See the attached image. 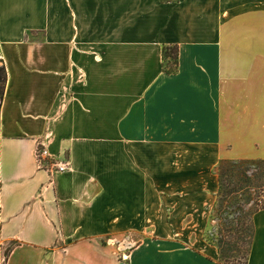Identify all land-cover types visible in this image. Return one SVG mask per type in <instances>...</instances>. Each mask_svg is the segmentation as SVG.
Here are the masks:
<instances>
[{"label":"crops","instance_id":"obj_1","mask_svg":"<svg viewBox=\"0 0 264 264\" xmlns=\"http://www.w3.org/2000/svg\"><path fill=\"white\" fill-rule=\"evenodd\" d=\"M0 64V264H217L188 229L222 160L263 159L264 0H0ZM128 232L152 237L124 261L102 239Z\"/></svg>","mask_w":264,"mask_h":264},{"label":"trees","instance_id":"obj_2","mask_svg":"<svg viewBox=\"0 0 264 264\" xmlns=\"http://www.w3.org/2000/svg\"><path fill=\"white\" fill-rule=\"evenodd\" d=\"M163 58L164 71L169 74L177 73L179 70V47L177 45L165 46ZM2 66L3 75H0V81L4 83L3 99L7 72L5 66ZM217 175L220 182L217 206L219 212H217L218 220L223 222L224 233L211 238V242L219 247L220 256L227 257L228 251L233 254L234 258L243 254L245 264H247L255 234L254 215L260 210H264V200H262V196H264V159H225L220 162ZM253 190L263 192V195L257 192V207L248 216L239 217L238 215L237 217L236 215L243 208V204L249 202L250 193ZM224 209L226 216L221 213Z\"/></svg>","mask_w":264,"mask_h":264},{"label":"rangeland","instance_id":"obj_3","mask_svg":"<svg viewBox=\"0 0 264 264\" xmlns=\"http://www.w3.org/2000/svg\"><path fill=\"white\" fill-rule=\"evenodd\" d=\"M166 65H167V63H166ZM2 68H3V66H2V64H0V75H3ZM3 86H4L3 81H0V104H1V100H2ZM258 155L264 159V141H258ZM234 159L237 160L238 158H234ZM230 160H233V159H230ZM219 165H220V163L214 169L216 174L218 172ZM257 192H260V194L263 195L262 191H257ZM257 192L254 190L251 191L249 202L247 201L245 204H243V208L240 209L239 213L236 215L237 217H238V215H239V217L248 216L257 207V205H256V201L258 198ZM262 200H264V196H262ZM218 202L219 201H218V197H217L215 206L213 207L212 211L210 212V217L204 226L197 227V228L193 227V228H189L188 230L191 231L190 235H192L193 237H196V235H197L199 241H203L207 244L216 246L219 250V247L214 242H211V238L217 237L218 234L224 233L223 228H222L223 222L218 220V212H219L218 207H217ZM221 213H222V215L226 216L225 215V209H224V211H221ZM231 219H233L232 216H231ZM149 230H153V229H149ZM148 232L139 233V234H134L131 232L125 233L123 236L118 238L120 241H125L123 239L127 238L128 241L124 242V243H120L119 240L116 241L115 237L112 238V240H111L110 236L103 237L102 241H106V242L112 241L113 243L115 242L113 245L120 252L121 260L127 261L129 259L128 258L129 254L131 253V251L134 248L139 246V244H142V242H146L148 239L151 240L150 238L152 237V234L150 235V233H148ZM166 246H167V243H164V245L162 247H166ZM126 253H127V256H126ZM230 253L228 251L227 257L226 256L222 257L219 254V260H218L219 264H245L243 254L240 255L239 257L234 258L232 253L230 256ZM218 262H217V264H218ZM162 264H168V261H163Z\"/></svg>","mask_w":264,"mask_h":264},{"label":"built area","instance_id":"obj_4","mask_svg":"<svg viewBox=\"0 0 264 264\" xmlns=\"http://www.w3.org/2000/svg\"><path fill=\"white\" fill-rule=\"evenodd\" d=\"M37 162H38V167L45 169V168H49L51 165H55L56 172H64L70 169V161L68 159H59L56 158L54 156H52L47 147L44 146H39L37 149ZM47 158H51L53 159V161L48 162Z\"/></svg>","mask_w":264,"mask_h":264}]
</instances>
